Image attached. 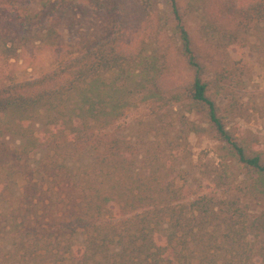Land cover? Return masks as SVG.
Masks as SVG:
<instances>
[{"label":"trees","instance_id":"trees-1","mask_svg":"<svg viewBox=\"0 0 264 264\" xmlns=\"http://www.w3.org/2000/svg\"><path fill=\"white\" fill-rule=\"evenodd\" d=\"M113 1L117 5L118 0ZM166 2L179 54L191 75L187 99L204 110L228 157L243 171L244 191L264 204V154L249 151L227 130L218 104L225 89L211 76L223 77L215 52L244 48L248 31L264 27V0ZM108 4L106 0H37L39 11L50 8L64 13L77 8L87 15ZM211 5L214 10H209ZM195 12L204 17L197 41L183 22ZM42 18L37 22L48 19ZM19 31L9 24L0 27L1 72V65L19 59L15 45L26 38L16 34ZM54 32L44 27L38 40L48 55L46 71L21 80L14 72L0 75V199L12 198L0 211V228L15 219L14 212L23 220L39 212L62 216L54 235L45 233L30 246L55 253L50 260L45 258L46 264H192L195 229L217 218L203 200L183 208V195L176 200L180 188L163 186L156 171L136 169L134 153L115 127L136 102L157 97L166 57L160 63L153 54L132 48L128 33L122 31L73 43L59 41ZM140 32L134 35L139 37ZM203 41H212L206 51L201 48ZM10 137L21 140L19 148L9 146ZM36 154L39 158L31 160ZM17 177L23 181L19 192L14 189ZM169 194L174 197L168 198ZM197 210L200 219L194 217ZM239 212L234 209L229 218H219L218 226L225 231L213 242L221 245L225 258L245 257L239 249L246 228L234 220L242 216ZM247 228L264 240V208ZM202 254L199 264H224L217 254ZM186 255H191L190 260Z\"/></svg>","mask_w":264,"mask_h":264},{"label":"rangeland","instance_id":"rangeland-1","mask_svg":"<svg viewBox=\"0 0 264 264\" xmlns=\"http://www.w3.org/2000/svg\"><path fill=\"white\" fill-rule=\"evenodd\" d=\"M106 1L109 3L106 7L93 9L87 15L77 8L64 13L50 8L39 11L37 0H0V27L16 26L20 29L16 34L26 36L22 44L15 45L19 59L1 65L4 71H0V75L4 77L14 72L21 80L35 78L49 68L48 55L42 52L38 42L41 31L48 26L54 28L55 38L65 43L126 32V40L132 48L154 55L160 63L166 57L164 72L158 80L157 97L131 106L115 124L117 135L131 147L136 169L149 173L156 171L163 186L180 188L176 200L183 195L180 203L183 208L193 201L203 200L217 218L207 227L195 229L197 239L190 243L192 264L201 263L203 251L217 254L224 264H264V240L247 228L263 210L264 204L244 191L246 176L243 171L228 157L224 143L208 123L204 110L200 106H191L187 99L185 88L191 75L179 54L175 23L169 15L166 0H118L117 5L113 0ZM210 9L214 10L212 5ZM42 15L48 19L37 22ZM183 22L197 41L204 17L195 12L186 15ZM136 30H141L139 37L134 35ZM246 38L244 48L231 47L224 54L215 52V60L222 63L223 77L215 78L210 74L213 79H219L225 89L218 104L227 130L249 151L264 154V27L254 26ZM204 42L201 48L206 51L212 41ZM212 70L214 68L210 72ZM6 142L12 148L21 145V140L15 137L7 138ZM39 156L36 154L31 160H37ZM77 157L81 159V156ZM22 188L23 181L17 177L14 189L19 192ZM172 197L168 195V198ZM11 201L9 195L0 199V211ZM234 209H239L242 215L238 214L234 220L246 228L239 249L240 253L245 252V257L240 259L236 254L223 257L221 245L213 242L220 231H225L223 226H218L219 218H229ZM14 213L15 219L11 217L8 225L0 228V264H46L45 258L50 260L55 253L49 255L30 246L45 233L54 235L63 217L50 218L39 212L37 216L23 220L19 212ZM62 213L68 214V209ZM201 216L197 210L194 217L200 219ZM20 243L26 249H20ZM190 257L186 255V261Z\"/></svg>","mask_w":264,"mask_h":264}]
</instances>
